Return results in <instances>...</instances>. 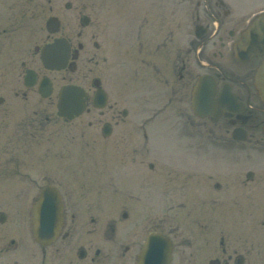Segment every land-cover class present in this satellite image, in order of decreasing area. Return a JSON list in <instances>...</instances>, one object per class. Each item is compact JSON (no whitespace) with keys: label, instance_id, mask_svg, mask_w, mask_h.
I'll use <instances>...</instances> for the list:
<instances>
[{"label":"flooded vegetation","instance_id":"flooded-vegetation-1","mask_svg":"<svg viewBox=\"0 0 264 264\" xmlns=\"http://www.w3.org/2000/svg\"><path fill=\"white\" fill-rule=\"evenodd\" d=\"M181 12L186 13L183 22ZM234 13L229 0H0L1 251L21 249L23 258L37 251L39 264H50V248L59 243L56 255L65 253L66 264L136 263L142 241L135 235L145 227L116 229L114 224L109 232L93 228L85 233L75 228L81 217L95 221L99 204H104L101 212L111 215L109 219L119 215L127 219L134 209L123 199L139 200L134 193L122 200L112 197L122 171L114 169L120 152L119 144H114L118 127L126 131L121 136H132L124 154L126 191L146 186L144 180L139 184L127 176L136 170L141 177L147 169H162L159 161L171 159L153 152L152 139L160 124L162 132L168 126L178 137L173 131L179 124L189 127L203 121L205 157L226 153L230 145L240 148L231 152L240 153L247 150L244 144H250L256 155L264 154V103L254 87L261 58L242 62L233 55V44L246 26L239 25L242 18L232 20ZM203 76L208 113L199 118L192 110V90ZM69 85L84 91L85 102L83 112L72 119L58 115L57 108L61 89ZM165 110H171L169 123L160 116ZM54 112V120L65 124L88 118V135L101 155H110L105 149L110 147L115 157L103 180L88 179L91 171L78 167L75 159L69 161L66 154L52 155ZM244 131L246 139H238ZM59 160L63 166L58 170ZM170 162L164 166L178 171ZM241 168L219 173L210 167L194 170L206 178L203 209L208 244L205 261L190 250V264H264V228L260 233L258 223L264 219V181L254 170H247L241 179ZM170 171L161 172L167 174L164 183H172ZM48 187L59 191L63 222L55 240L40 244L32 219ZM171 193H162L161 199ZM145 232L171 236L179 230L157 225Z\"/></svg>","mask_w":264,"mask_h":264},{"label":"rangeland","instance_id":"rangeland-1","mask_svg":"<svg viewBox=\"0 0 264 264\" xmlns=\"http://www.w3.org/2000/svg\"><path fill=\"white\" fill-rule=\"evenodd\" d=\"M229 1L236 9V14H233L234 18H232V20H240L241 18L243 19V21H241L239 24L240 26L247 24L249 17L252 16L254 12L264 8V0ZM183 14L186 13L181 12L179 17L180 21L182 22L184 21ZM181 33L182 29H180V36H183ZM120 82L122 83V81ZM160 116L165 123H169L168 120L169 117H171V110L170 112H168V110L163 111V115L160 114ZM54 118H56L55 112L53 113L52 121V155H57L56 157L59 158V155L66 154L70 158L68 159L69 161L73 162L75 159V164L78 167L82 166L85 167V169H88V171H91L89 173V176L91 177L88 179H95V183H97V181L100 182V180H103L102 174L103 172H106L105 175L107 176L108 172H110L112 162H110V160L115 156L112 155V150L107 146L105 149L108 150L110 155H101L103 151L96 147V144L93 141V136L88 135V131L90 129V126L88 125V118L84 117L83 119L76 121L77 123L71 122L66 124L54 120ZM181 119L184 120L182 117ZM76 124L77 127L75 126ZM167 129L168 126L163 127L162 132L161 124L159 125V128L157 129L158 135L157 137L154 136L152 139V148L154 154L157 156L165 157L168 155L173 160L166 159L161 162L159 161L158 166H160L162 169H147V173L141 177L140 170H136L137 173L131 174L130 177L127 176L126 180L137 181L139 183L140 179H142L145 181L146 186L143 189H130L126 191L127 188L125 189V187H123V181L128 172H123V167L128 170V164L125 161L124 154H126L127 150H129L131 146L132 136H121L122 134L124 135L126 131L124 128L120 129L118 127L115 134L116 136H114V144H119V146L116 147L120 152L116 154L117 157H115L116 161L114 169L120 168L122 171L121 175L116 180V185L119 187V189L116 190L112 197H117L116 200H122L124 197L129 196V193H134V197L138 198L139 200L134 203L131 202V200L127 202L126 200L128 199H123L124 204H132L134 209L131 216L127 219L121 218L120 215L116 216V220L109 219V216L111 215L107 216L105 213L103 214L101 212V208L104 204H99L97 205L99 206L98 211L95 212L99 214V216H96L98 218L93 221L91 218L84 219L81 217V219L75 222V228L82 229L83 233H85L88 229L93 228H96L98 232H109L114 224L116 225V229H125L128 227L131 229H141L145 227L144 232H138L137 235H135V237L141 241L144 240L145 235L148 233L145 231L155 228L157 225L166 229H177L179 230V232H175L177 235L171 233V236L173 235V241L175 244L173 264H190L189 262L192 260L190 256V250H196L198 256L201 257L203 261H205L204 254L206 245L208 244L207 233H205L206 219L203 209L205 198L204 187H206L204 182L206 181V178L203 172H194V170H203L204 167H210L216 173H219L220 171L230 172V170L237 165H241L242 168L240 170L244 171L242 173L241 179H243V177L245 178V175L243 174H245L247 170H254L255 172H259V181L263 182L264 178L262 176V172L264 167L262 166H264V154L256 155L257 153L253 151L252 147H250V144H244V150L247 149L245 151H240V153L231 152L240 148L231 146L229 144L230 146L228 148L230 150H226V153L225 151L215 152L213 155L205 157L203 153L205 148V123L203 121L196 120L195 123L189 127L188 125H184L182 123L179 124L173 131L180 134L178 137L172 135ZM134 135L135 134H133V136ZM196 151H201V153ZM95 153L96 156L94 155ZM153 158H155L154 155ZM170 161L175 162V164L178 166V171L171 172V168L168 169L166 165L164 166L166 162L169 163ZM52 164H54V161H52ZM69 164L66 166V170L69 169ZM55 165H57V169L59 170L60 167L63 166V163L61 164L59 160L57 163H55ZM172 166L174 165L171 164V167ZM257 166H260V168H257ZM162 171H166V173L170 171V174H173V184L164 183L167 174H162ZM171 185L174 187L168 188ZM2 190L3 189L0 190V195H3L1 193ZM166 191H172L171 196H169V198L166 196V198L161 199V196L164 195L162 193ZM101 192H103V190ZM79 195L81 194L79 193ZM97 195L103 196L101 193ZM172 195H174V199H172ZM171 205H174L173 208L170 207ZM263 221L264 219L261 218L258 222L260 226V233H262V229L264 228ZM67 223L70 224L71 222L67 220ZM241 223L242 222H240L239 225ZM4 226L5 225H2L1 228ZM238 229L243 230L244 228L238 227ZM119 232L124 231L120 230ZM166 233L170 234V232ZM58 245L59 243L50 248V264H66L65 258H67V256L65 253L62 256H60V254L58 256L56 255L55 249ZM5 249L2 251L0 250V257L2 259V263L0 264H39V253L37 251H32V253H28V256L23 258V250L21 249L18 251H7Z\"/></svg>","mask_w":264,"mask_h":264},{"label":"water","instance_id":"water-1","mask_svg":"<svg viewBox=\"0 0 264 264\" xmlns=\"http://www.w3.org/2000/svg\"><path fill=\"white\" fill-rule=\"evenodd\" d=\"M235 55L237 58L243 61L250 60L252 57L264 55V12L260 13L252 19L247 28L242 32L240 39L234 46ZM204 81L198 83L194 93L197 96L199 102L194 106L195 112L203 116V103L206 101V96L200 93ZM255 87L261 100L264 102V59L258 66L255 74ZM79 89L74 86L65 87L60 94V100L58 104L59 114L72 118L79 115L84 109V103L82 94H79ZM55 198L53 201L48 200L44 205L46 213L50 214L45 219H42L41 228L44 229L45 223L50 225L47 227L51 229L46 236L37 235V239L40 241H51L55 238L57 231L61 224V211L60 201L55 194L51 196H44ZM56 205L58 206L56 208ZM46 229V228H45ZM44 232V230L42 231ZM47 238V240H45ZM171 252V243L169 239L160 233H151L144 245L143 253L140 256L138 264H169Z\"/></svg>","mask_w":264,"mask_h":264}]
</instances>
